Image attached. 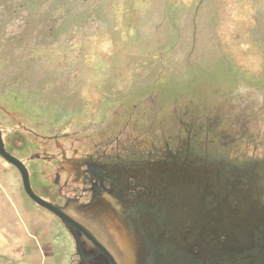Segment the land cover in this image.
I'll list each match as a JSON object with an SVG mask.
<instances>
[{
	"label": "rangeland",
	"instance_id": "1",
	"mask_svg": "<svg viewBox=\"0 0 264 264\" xmlns=\"http://www.w3.org/2000/svg\"><path fill=\"white\" fill-rule=\"evenodd\" d=\"M0 131L33 190L58 205L43 179L54 169L36 158L60 154L56 144L81 157L86 146L122 152L130 142L163 141L159 148L173 150L185 142L198 155L207 138L228 150L210 160L233 159L232 180L248 183L233 185L249 204L238 220L259 222L264 0H0ZM57 166L73 169L64 159ZM84 204L74 199L68 212L99 223L101 210ZM72 252L65 224L27 194L18 167L0 154V264H72Z\"/></svg>",
	"mask_w": 264,
	"mask_h": 264
},
{
	"label": "water",
	"instance_id": "2",
	"mask_svg": "<svg viewBox=\"0 0 264 264\" xmlns=\"http://www.w3.org/2000/svg\"><path fill=\"white\" fill-rule=\"evenodd\" d=\"M131 143L132 142L127 144L125 148L126 155L128 156L127 162L122 163L125 168L131 169L135 164L142 167L150 162L156 164L155 160H157V162H167L168 165L172 163L177 164L178 162L184 165V171L180 175L169 174L173 180H169L168 182L169 198L166 200L167 208L165 209V213L166 210L167 213L163 217L169 228H173L174 225H176V221L172 216L174 212H176V209L181 207L183 203L185 204L183 208H185L186 211H193V209L202 210L201 215L198 217V224L200 226L199 231L193 232L190 235V239L195 237L196 241L201 245L199 247V254L195 255L192 252H188L187 249L192 247V245L187 241V238H185L184 240L181 239V247H186H182L184 255H179V257L178 254L173 252L171 247H166L163 252L157 254V258L151 259V261L146 264H172L171 261L173 259H179V261L175 260V264H264V212L259 210L261 215L257 214L256 216L259 222L257 220H250V218L238 220L239 214L246 207L249 209V204L245 205L243 201L245 196L240 193L242 191L237 190L233 185L236 183H238L237 185H247L248 183L245 184L243 182L244 179L240 178H237L236 183H234L235 180H232L233 174L239 170V168H237L239 165L232 162L233 159L225 160L217 158L215 161L210 160L218 156L223 157L224 153H228L226 148H218V144L210 146L211 142L207 138L202 142L203 147L199 149L198 155H191L188 148L189 143L186 144L185 142L183 145L177 146L173 150H163L159 148L158 145L166 144V142L163 141L160 142V144H158V142L153 143L152 147H142L141 149L133 148V146H130ZM149 144H151V142H149ZM220 144L225 145L226 143ZM0 154L18 167L22 175L25 191L34 201L53 212L67 227L71 228V230L77 229L82 231L94 244L105 250L114 264H118L107 251L106 247L99 241L97 236L78 218L71 215L66 207L58 205L57 203L55 204L45 197L38 195L33 190L30 171L27 165L23 160L7 150L1 131ZM130 154L132 155L131 157ZM219 162H222V164H219ZM221 166H225L226 168L232 167V173H229L225 167L220 168ZM153 170L156 169L153 167ZM167 175L168 174H166V176ZM177 176L180 177V179H176ZM239 176L243 177L242 175ZM230 182L232 186L227 188L226 185L230 184ZM174 186L183 187L185 193L182 195L175 193L171 190ZM147 208L148 207H142V209ZM94 209L98 208L94 207ZM137 209H139V207ZM161 209L160 207L158 210ZM250 210H248V212ZM98 213H100L101 219L98 215L95 217H97L100 222L98 223L97 219H95L92 220L91 223L97 222L96 224L100 225L103 221L110 230V232L104 231L106 235L110 239V236H112L113 239L120 244V248L124 249L125 255L128 257L134 256L135 252L133 247H136L134 242H137L138 237L134 230L135 227L132 225L133 222L131 226L124 227L113 214L112 209H103ZM78 214L82 216L88 215L89 218H92L88 213L83 211ZM118 214H120V210H118ZM128 216H130V214ZM236 222L239 223V228H232L231 225H234ZM117 228H122V230L118 231ZM208 233H210L209 237L206 236ZM153 235H157L158 238L160 233H154ZM146 240L150 243L153 241L151 238H146ZM173 241L174 240L170 239L171 244H176V250H180L178 246L179 242L176 240V242L173 243ZM201 241H205L206 244L201 243ZM216 241L219 243L216 244ZM197 243L194 244L193 247L197 246ZM126 264H133V262L129 261Z\"/></svg>",
	"mask_w": 264,
	"mask_h": 264
},
{
	"label": "flooded vegetation",
	"instance_id": "3",
	"mask_svg": "<svg viewBox=\"0 0 264 264\" xmlns=\"http://www.w3.org/2000/svg\"><path fill=\"white\" fill-rule=\"evenodd\" d=\"M53 143L56 144L57 141L53 140ZM55 147L60 149V154L52 152L50 155L48 153L36 155L37 159L49 162L48 169L49 167L54 169L53 173H49L50 176L43 178L46 181L45 188L50 189L55 194V200L67 209L71 207L72 200L80 199L86 203L84 205H94L101 211L112 209L113 214L124 227L131 226L133 222L132 225H134L138 237V246L133 247L134 256L124 255L126 263L131 261L133 264H146L151 259L157 258V254L163 252L166 247H171L178 256L184 255L182 247H186H181V239L185 238L192 245L187 249L188 252L199 254L201 245L195 237L190 239V235L199 231L198 217L202 210L186 211L183 208L185 205L183 203L176 209V212L173 211L172 218L176 221L173 228H169L163 218L167 213V210L165 213V209L167 208L166 200L169 198L168 182L173 180L169 174L180 175L184 171L182 163L168 165L167 162L155 160L156 164L150 162L142 167L135 164L131 169H128L122 164L126 163L128 159L125 153L126 147L122 152L117 146L115 149L112 148L113 152L111 149L110 151L104 149L102 152L95 149L96 152L93 153V151H88L90 146H86L83 148L85 153H80L81 157L67 155L69 152L57 144ZM75 150L79 153L78 149H74L71 153ZM40 157L43 158L40 159ZM63 159L73 167L71 171L63 170L57 166ZM153 167L156 170H153ZM166 174L168 175L166 176ZM63 176L66 178L61 183ZM49 178L52 179L49 180ZM176 179H180V177L177 176ZM138 207L139 209H137ZM142 207L148 208L142 209ZM160 207L162 209L158 210ZM118 210H120V214H118ZM129 214L130 216H128ZM82 219L83 222L80 221L97 236L115 261L122 264L120 253L117 250L120 244L112 236H110L111 240L106 235L105 232H110L107 225L103 221L100 225L92 224L93 218H89L88 215L82 216ZM66 228L74 241V252L71 255L72 264H114L105 250L94 244L82 231L71 230L67 226ZM117 230L121 231L122 228H117ZM154 233H160V236L158 235L157 238V235H153ZM146 238H151L153 241L147 242ZM170 239L174 240L173 243L176 240L179 242L178 246L181 251L176 250V244H171ZM196 243L198 245L193 247ZM175 260L179 261V259H173L172 264L176 263Z\"/></svg>",
	"mask_w": 264,
	"mask_h": 264
}]
</instances>
